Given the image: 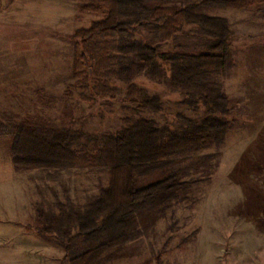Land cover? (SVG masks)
<instances>
[{"label": "rangeland", "instance_id": "1", "mask_svg": "<svg viewBox=\"0 0 264 264\" xmlns=\"http://www.w3.org/2000/svg\"><path fill=\"white\" fill-rule=\"evenodd\" d=\"M144 1L179 7L191 0ZM91 3L0 0L1 126L108 135L142 118L181 130L184 118L207 114L202 104L182 103L186 91L172 86L170 72L161 79L144 70L132 80L114 78L109 87L115 98L89 88L86 68H75L81 49L72 35L106 16V8ZM196 9L228 18L234 32L227 66L209 76L230 98L231 127L221 143L175 152L161 168L137 175L139 185L169 173L186 184L139 207L129 238L98 264H264V2ZM130 38L154 39L167 53H192L209 41L186 22L142 28ZM143 95H158L162 109L142 107L137 102ZM12 141L0 133V264H69L54 233L37 231L38 213L57 214L68 199L83 210L108 186L110 169H17Z\"/></svg>", "mask_w": 264, "mask_h": 264}, {"label": "trees", "instance_id": "2", "mask_svg": "<svg viewBox=\"0 0 264 264\" xmlns=\"http://www.w3.org/2000/svg\"><path fill=\"white\" fill-rule=\"evenodd\" d=\"M91 7L106 8V16L89 28L76 31L72 38L81 53L75 68H86L89 88L95 85L115 98L109 87L114 78L132 80L141 71L159 79L170 72L173 87L186 91L182 103L207 114L200 120L184 118V127L158 126L142 118L108 135L89 134L42 125L15 126L11 131L0 125L1 134H11L13 163L21 168L108 167L109 183L96 201L83 210L68 199L51 216L38 213L37 231L54 233L53 239L66 250L69 264H98L112 247L129 238L137 226L136 210L154 199L185 185L180 175L139 185L137 175L161 168L166 157L191 148H207L223 141L231 127L232 107L223 83L210 75L229 61L233 30L228 18L198 11L210 5L244 6L264 0H191L183 6H159L144 0H91ZM189 23L209 37L204 49L192 53H167L154 39H131L140 29H161L171 23ZM118 37V42L108 41ZM114 50V51H113ZM142 107L160 111L158 95H143ZM79 243L78 248H73Z\"/></svg>", "mask_w": 264, "mask_h": 264}]
</instances>
